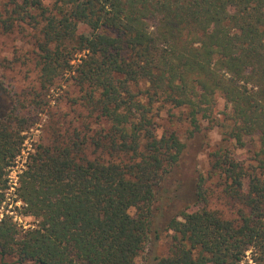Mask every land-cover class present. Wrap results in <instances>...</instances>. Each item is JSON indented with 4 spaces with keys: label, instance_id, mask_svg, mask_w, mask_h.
<instances>
[{
    "label": "trees",
    "instance_id": "16d2710c",
    "mask_svg": "<svg viewBox=\"0 0 264 264\" xmlns=\"http://www.w3.org/2000/svg\"><path fill=\"white\" fill-rule=\"evenodd\" d=\"M49 2L0 0V30L30 27L40 89L70 72L71 105L99 127L55 113L18 174L13 200L34 218L24 227L8 209L5 175L30 120L0 85L1 263L136 264L160 215L169 251L150 264H248L247 252L264 264V0ZM165 108L179 111L187 139L202 122L220 134L180 205L166 186L186 144L158 127Z\"/></svg>",
    "mask_w": 264,
    "mask_h": 264
},
{
    "label": "rangeland",
    "instance_id": "374dc122",
    "mask_svg": "<svg viewBox=\"0 0 264 264\" xmlns=\"http://www.w3.org/2000/svg\"><path fill=\"white\" fill-rule=\"evenodd\" d=\"M45 2L50 3L49 0H45ZM20 29L15 27L12 32L0 30V85L5 93L6 91L10 92L13 98L12 103L19 109V112L30 120L28 126L21 133L23 136L21 152L6 169L5 175L8 179V188L5 190L8 209H14L11 212L14 221L28 227L32 225L34 218L22 214V202L13 200L17 197L15 190L18 185V174L24 168L26 160L34 152L35 146L46 141L55 113H67V125L83 127L88 123L91 129L95 130L99 124H95L93 118H87L86 109L79 105H71V100L78 97L79 90L71 80L70 72L59 76L47 89H40L37 78L38 70L35 67L37 48L32 39L33 31L30 27L21 29L23 32ZM2 87H0V111L8 105V95H5ZM140 87H144V83H141ZM34 93H38L37 96ZM225 104L223 99L218 98L216 110H224ZM166 110L167 108L165 111H161L159 118H157L158 127L162 129L166 126L176 129L181 140L186 144L180 161L172 169L171 179L168 181L170 185L166 186V190H168L166 195L172 197L176 205H180L183 194H186L190 189L191 184L189 182L193 181L199 173L206 172L208 153L219 142L220 134L218 128L213 124L202 122L201 132L187 139L185 138V131L188 125L181 117L177 116L179 111L171 110L176 116L170 117ZM251 147L252 144H249L248 149ZM239 153L245 157L250 155L246 149ZM173 201L165 198L161 200L162 208L167 209L168 215ZM223 206V204L218 205V202L215 201L210 207ZM1 211L9 212L5 208H1ZM129 213L134 215L135 209L130 208ZM166 223V216H157L154 227L158 229V237L156 238L154 233L149 236L144 249L135 258L136 264H150L154 255L164 256L168 254L172 231L165 228ZM246 258H248V264H255L249 259V252H247ZM0 264L3 263L0 261ZM243 264L246 263L243 261Z\"/></svg>",
    "mask_w": 264,
    "mask_h": 264
}]
</instances>
